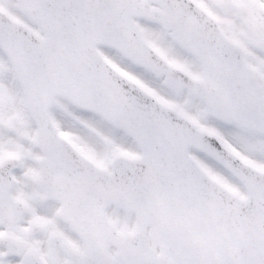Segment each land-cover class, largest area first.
<instances>
[{"label":"snow or ice","instance_id":"1","mask_svg":"<svg viewBox=\"0 0 264 264\" xmlns=\"http://www.w3.org/2000/svg\"><path fill=\"white\" fill-rule=\"evenodd\" d=\"M0 264H264V0H0Z\"/></svg>","mask_w":264,"mask_h":264}]
</instances>
